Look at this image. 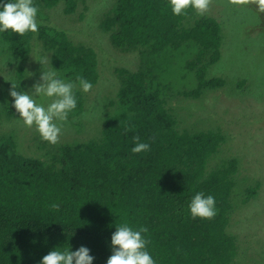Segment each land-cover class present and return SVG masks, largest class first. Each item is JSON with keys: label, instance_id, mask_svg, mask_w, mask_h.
Returning a JSON list of instances; mask_svg holds the SVG:
<instances>
[{"label": "trees", "instance_id": "trees-1", "mask_svg": "<svg viewBox=\"0 0 264 264\" xmlns=\"http://www.w3.org/2000/svg\"><path fill=\"white\" fill-rule=\"evenodd\" d=\"M103 1L34 0L37 33H0V57L4 51L12 56L21 88L29 70L41 76L36 60L42 57L61 79L75 82L83 76L93 84L87 93L75 89L77 108L68 118L75 138L55 145L38 133L25 147L30 128L7 127L23 120L14 100L2 101L0 264H40L57 247L76 251L81 246L90 249L93 264H107L112 234L124 223L148 228L143 235L156 264H264V255L252 252V239L238 229L264 179H247L244 157L231 152L230 132L222 126L191 128L176 105L198 108L195 100L228 83L210 71L222 59L221 23L192 9L178 17L170 0H110L98 25L101 41L117 49L109 52L46 22V10L61 4L65 14L81 11L78 17L84 20L86 2ZM116 51L134 53L137 69L116 68L120 86L101 120L91 110L82 119L85 106L92 109L101 95V57L116 60ZM247 82L242 79L240 85ZM83 121L88 129L80 136ZM66 129L61 136L71 134ZM137 135L150 144L149 151L132 153ZM198 192L215 197L214 219L191 216L189 204Z\"/></svg>", "mask_w": 264, "mask_h": 264}, {"label": "rangeland", "instance_id": "rangeland-1", "mask_svg": "<svg viewBox=\"0 0 264 264\" xmlns=\"http://www.w3.org/2000/svg\"><path fill=\"white\" fill-rule=\"evenodd\" d=\"M86 3L88 16L84 20L79 19L78 12L75 15L65 14L64 5L61 4L46 10V22L53 27L68 31L76 40L84 41L91 47L105 45L109 52L117 50L111 47L107 40L104 43L101 41L102 35L98 29L99 22L105 15L103 12L109 6L110 0ZM205 15L217 19L224 30L222 59L210 68L211 75L222 76L228 83L224 88L205 92L199 100H195L200 109L194 108L195 105L192 108L185 102H179L176 105H180L181 117L189 121L191 128L208 130L222 126L230 132L233 137L230 142L231 152L244 157L242 162L243 167L248 170L244 173L247 179H253L255 176L264 179V13H260L254 4L237 6L230 4L228 0H213L211 10ZM3 45L7 48L6 44ZM117 53L119 54L116 56L117 59L112 61L105 60L102 55L97 84L102 96L96 99L92 109L88 105L85 106L82 119L87 118L91 110L97 114V117L100 116L101 120L104 105L115 98V92L120 86V77L115 72L116 68L130 71L137 69L139 60L134 53ZM33 54L32 51L31 56ZM11 57L6 51L0 57V110L5 98L14 100L9 94L12 83L18 87V91H28L40 79V77H33L29 70L24 76V87L21 88L22 85L20 86L17 82L15 74L16 64ZM10 61H13L14 66L10 64ZM45 68L48 69V66ZM242 79H247L249 84L247 82L241 86ZM205 96L207 97L204 98ZM37 99L45 105L49 102L44 97ZM83 122L85 125L81 124L80 136H84L88 129V124ZM6 126L21 132L28 131L22 121L18 126L9 123ZM66 128L71 129V134L61 136L60 139L65 141L74 139L73 136H76V133L70 121L64 124L62 135L69 132L65 131ZM38 133L36 127H31L30 135L23 137V145L29 148L30 144L32 145L31 137L39 136ZM244 213V219L238 225V229L244 235L247 234V239H252L251 251L264 255V188L260 196L244 209Z\"/></svg>", "mask_w": 264, "mask_h": 264}, {"label": "clouds", "instance_id": "clouds-1", "mask_svg": "<svg viewBox=\"0 0 264 264\" xmlns=\"http://www.w3.org/2000/svg\"><path fill=\"white\" fill-rule=\"evenodd\" d=\"M232 5L245 6L254 4L260 13H264V0H228ZM213 0H170L172 13L176 16L188 14L194 10L198 15L204 16L211 10ZM0 33L11 30L19 36L28 32L37 33L39 30L38 7L34 0H4L0 3ZM42 65L40 79L28 91L20 90L12 83L9 90L14 99L12 105L25 126L36 127L41 138L53 145L57 144L63 132L64 124L68 121L69 114L77 108L75 89L79 87L87 93L93 84L83 76H77L76 81L61 79L55 70L46 69L47 57L36 60ZM34 75V74H33ZM38 97L49 100L47 105L38 102ZM128 130H131L129 128ZM135 146L132 153L138 154L150 150V144L140 142V137H133ZM52 208L59 210V205L53 203ZM189 209L193 218L214 219L218 214L216 200L212 195L198 192L192 198ZM111 237L112 255L107 264H156L147 245L150 243L143 234L148 228L140 226L133 228L128 223L116 227ZM95 257L90 255V249L81 246L76 251L70 248L61 250L57 247L43 256L40 264H93Z\"/></svg>", "mask_w": 264, "mask_h": 264}, {"label": "bare ground", "instance_id": "bare-ground-1", "mask_svg": "<svg viewBox=\"0 0 264 264\" xmlns=\"http://www.w3.org/2000/svg\"><path fill=\"white\" fill-rule=\"evenodd\" d=\"M61 11H62V10H61ZM79 12H81V11H79ZM79 12H78V13H79ZM64 17H65V16H63V18H64Z\"/></svg>", "mask_w": 264, "mask_h": 264}]
</instances>
